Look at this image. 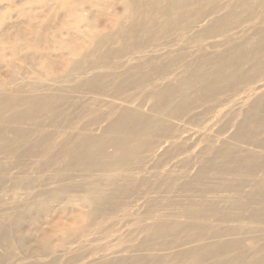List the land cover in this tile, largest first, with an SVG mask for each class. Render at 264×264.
Here are the masks:
<instances>
[{
	"label": "bare ground",
	"instance_id": "1",
	"mask_svg": "<svg viewBox=\"0 0 264 264\" xmlns=\"http://www.w3.org/2000/svg\"><path fill=\"white\" fill-rule=\"evenodd\" d=\"M262 3L263 0H0V69L7 68L0 74L11 76L7 83L0 81V160L2 156L18 159L19 146H25L30 148L28 155L37 160L34 169L39 172L36 174L58 165L65 172L83 173L57 175L56 181L64 183V188L31 196L34 201L44 198L54 201L57 194H83L80 205L87 211L82 216L70 210L52 224L60 231L59 239L64 245L74 243L73 238L84 230L79 221L92 223L97 215H105L107 205L119 209L113 201L120 192L116 174L142 173L140 167L130 169V165L141 149H150L149 145L140 143V137L162 132L165 143L179 147L182 153L185 143L179 146V142L181 135L187 132V124L177 115L181 109H192L195 99L200 100V96L196 98L193 94L200 91L206 97L210 93H221L227 87H236L238 82H247L236 80L238 70L231 61L244 57L249 62L264 52V31L257 33L260 35L255 45L253 39H244L232 47L230 43L241 39L234 35L235 25L242 27L259 19L255 11L264 5ZM84 12L89 16H84ZM246 30L239 32L245 34ZM173 33H178L181 40L190 37L201 41L199 50H214L224 45L226 48L221 54L208 58L192 54L189 59L187 56L179 59L189 50L180 44V39H169ZM217 38L220 40L207 42ZM161 39L167 40L153 44ZM54 43L57 49L53 48ZM163 56L170 59L168 64L178 65L172 82H165L171 75L167 67L150 65L152 69L145 70V65ZM18 63L29 67L23 70ZM15 73L20 77L15 78ZM154 74L164 75L159 84L153 80ZM28 79L37 81L25 82ZM196 84H200L199 89L195 88ZM110 86L116 89L112 93L108 92ZM131 90L143 92L137 105L150 103V114L129 106L137 101L136 95H128ZM255 90L257 94L259 89ZM75 94L79 102H83V115H94L97 103L106 106L108 102L119 101L126 107L109 112L113 121L98 138L83 129L84 141L75 143L66 139L56 146V136L42 133L43 118L48 115L53 118ZM91 98L94 100L90 101ZM160 114L164 117L159 118ZM173 119L179 120L178 127L170 123ZM249 124L257 131L248 133L245 129ZM262 130L264 121L260 117L245 114L236 135L244 138L243 144L264 151V142L252 141L257 138V132H264ZM242 161L250 160H238ZM253 161L262 163L258 158ZM14 170L17 172L12 173ZM20 170L11 162L0 163V186L6 182H11L14 188L35 186L31 175ZM108 173L113 176L107 177L110 179L106 180L105 188L99 184L102 177L91 180L94 174ZM77 178L87 179L86 185L75 183ZM21 208L13 207L9 223H0V246L7 244L10 237L15 238L19 246L25 247L30 242L29 236L24 237L28 234V213ZM199 213L194 215L200 217ZM35 230L42 231L41 223ZM40 235L39 246L44 252L50 248L47 244L51 241L46 233ZM230 235L232 233L226 231L214 233L212 238L211 233V245L189 251L187 259L191 264H200L205 257L207 260L231 253L232 243L225 241ZM35 255L26 258L34 259Z\"/></svg>",
	"mask_w": 264,
	"mask_h": 264
},
{
	"label": "rangeland",
	"instance_id": "2",
	"mask_svg": "<svg viewBox=\"0 0 264 264\" xmlns=\"http://www.w3.org/2000/svg\"><path fill=\"white\" fill-rule=\"evenodd\" d=\"M112 12L109 10V13ZM83 14L89 16L88 12ZM255 14L259 19L242 27L234 26L235 37L241 39L230 43L231 47L244 39H253L254 45L257 43L256 38L260 35L257 33L264 31V5L256 8ZM106 19L109 20L108 17ZM110 22L112 25L113 22ZM111 25H108L109 28ZM240 29L247 30L243 34L239 32ZM59 36L66 38L62 34ZM169 39H180V44L189 50L182 53L179 59L183 56L189 59L192 54L193 57L208 58L221 54L226 48L224 45L215 51L209 48L199 50L201 41L190 37L181 40L178 33H173ZM166 40L161 39L153 44ZM216 40L220 38L207 42ZM53 48L57 49L58 45L54 43ZM163 57L154 58L145 65V70L155 66L167 67L171 75L165 82H172L178 65L168 64L170 59ZM141 61L143 63L145 60ZM231 62L238 70L235 72L236 80L244 79L249 83L238 82L236 87H227L221 93H210L206 97L200 91L193 94L196 98L200 96V100L195 99L192 109H181L177 115L187 124V132L181 135L179 142V146L185 143L182 153L179 147L165 143L162 132L140 137V143L149 145L150 149H141L130 169L140 167L142 173L134 175L127 171L116 174L120 180L117 185L120 192L113 201L119 209L114 210L107 205L105 215H97L92 223L79 221V226L84 230L73 238L72 244L64 245L59 239L60 231L57 232L52 224L68 215L70 210L76 211V216H82L87 211L80 205L83 194H57L54 200L57 202L50 198L34 201L31 196L41 191L64 188V183L56 181L57 175L83 173L65 172L58 165L36 174V171L39 172L34 169L37 160L28 155L30 148L25 146H19L18 159H5L2 156L0 163L15 164L21 169L19 172L29 173L36 185L14 188L11 182H6L0 186V223H9L13 207H22V212L28 213V234L24 237L30 238V242L23 247L10 237L7 244L0 246V264H191L186 257L189 251L211 245V233L213 238L214 233L226 231L232 233L225 239L232 243L231 253L207 260L205 257L200 264H264V151L243 144L244 138L236 135L245 114L258 116L264 121V52L249 62L244 57ZM18 64L23 70L29 67L24 63ZM6 69L2 68L0 72ZM210 70L215 71L211 67ZM255 73L259 76H255ZM13 76L20 77L16 73ZM10 77L7 73L0 74V81L7 83ZM163 77V74L152 75L157 84ZM36 81L28 79L25 82ZM195 88L199 89L200 84H196ZM256 88L259 89L257 94ZM115 90L114 86H110L108 92ZM128 95H136L137 98L134 105H129L132 109L139 108L143 114L151 113L150 103L146 102L142 107L137 105L144 96L143 92L131 90ZM79 101L75 94L54 113L53 118L50 115L43 118L42 133L56 136V146L66 139L75 143L84 141L81 135L83 129L98 138L113 121L109 112L126 107L119 101H105L106 106L97 103L94 115L89 116L83 115V102ZM158 116L164 117L162 114ZM96 120L98 123L94 124ZM178 121L173 119L170 123L177 125ZM245 130L248 133L257 131L253 124H249ZM257 133V138L252 141L263 143L264 132ZM254 158L262 163L253 161ZM239 159L250 161L239 163ZM108 176L113 174H94L91 180L102 177L99 184L105 188L106 180L110 179ZM83 180L77 178L75 183L86 185L87 179ZM197 212H200V217L194 215ZM38 223H41L42 231L36 232ZM42 232L51 241L47 244L50 248L44 252L39 246ZM30 254H36L35 258L27 259Z\"/></svg>",
	"mask_w": 264,
	"mask_h": 264
}]
</instances>
